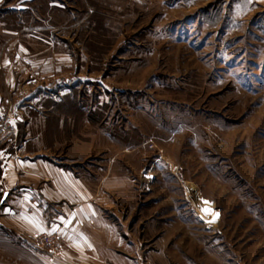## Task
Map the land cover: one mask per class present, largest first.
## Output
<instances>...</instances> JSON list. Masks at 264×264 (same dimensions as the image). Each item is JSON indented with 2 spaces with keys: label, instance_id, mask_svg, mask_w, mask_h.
I'll use <instances>...</instances> for the list:
<instances>
[{
  "label": "rangeland",
  "instance_id": "374dc122",
  "mask_svg": "<svg viewBox=\"0 0 264 264\" xmlns=\"http://www.w3.org/2000/svg\"><path fill=\"white\" fill-rule=\"evenodd\" d=\"M60 1L47 17L81 63L67 97L84 106L65 107L56 160L140 229L147 264H264V10Z\"/></svg>",
  "mask_w": 264,
  "mask_h": 264
},
{
  "label": "crops",
  "instance_id": "0c3cea01",
  "mask_svg": "<svg viewBox=\"0 0 264 264\" xmlns=\"http://www.w3.org/2000/svg\"><path fill=\"white\" fill-rule=\"evenodd\" d=\"M235 2L246 15L264 10V0ZM51 10L66 6L0 0V264H147L140 229L110 209L72 163L55 158L56 133L72 117L65 107L84 105L67 97L82 80L81 63L49 23ZM83 151L72 152L75 161L94 150ZM39 237L57 238L59 252L37 246Z\"/></svg>",
  "mask_w": 264,
  "mask_h": 264
},
{
  "label": "built area",
  "instance_id": "2783aa9c",
  "mask_svg": "<svg viewBox=\"0 0 264 264\" xmlns=\"http://www.w3.org/2000/svg\"><path fill=\"white\" fill-rule=\"evenodd\" d=\"M10 133H6L2 138L5 139ZM37 246L48 244L50 246V254L54 255L59 252L58 239L52 237L50 239L45 237H39L36 241Z\"/></svg>",
  "mask_w": 264,
  "mask_h": 264
}]
</instances>
